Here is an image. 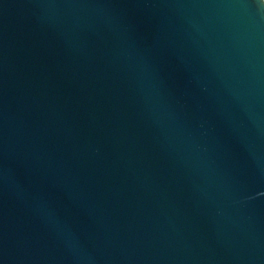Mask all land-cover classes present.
I'll use <instances>...</instances> for the list:
<instances>
[{
    "label": "water",
    "instance_id": "water-1",
    "mask_svg": "<svg viewBox=\"0 0 264 264\" xmlns=\"http://www.w3.org/2000/svg\"><path fill=\"white\" fill-rule=\"evenodd\" d=\"M0 264H264V0H0Z\"/></svg>",
    "mask_w": 264,
    "mask_h": 264
}]
</instances>
